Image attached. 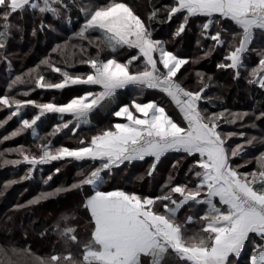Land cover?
I'll return each instance as SVG.
<instances>
[{
	"label": "snow or ice",
	"instance_id": "obj_1",
	"mask_svg": "<svg viewBox=\"0 0 264 264\" xmlns=\"http://www.w3.org/2000/svg\"><path fill=\"white\" fill-rule=\"evenodd\" d=\"M75 3L76 0H0V61H8L6 53L11 33L24 31L22 26L11 22L14 15L26 9L38 11L39 30L43 31L51 29V25L44 23L46 14L59 19ZM79 10L84 13V22L74 37L81 43L78 46L68 41L57 43L51 52L63 54L69 47L78 48V62L87 65L89 70L74 73L69 70L75 67L74 63L64 60L58 64L50 54L14 77L10 72L7 88L0 94V110L9 113L0 121V127L13 118L19 120V127L4 136L0 143L28 130L35 140L41 141L35 149L19 145L0 150V167L27 165L25 175L20 177L23 181L32 178L38 166L53 161L91 162L90 168L76 173L71 184L41 191L15 206L19 210L85 186L93 189L83 201L89 215L90 233L82 251L75 255L68 251L46 258L36 257L34 264H165L166 259L175 260L177 264H239L252 234L259 238V243L253 244L250 264H264V151L253 160L235 163V158L242 157L247 147H254L257 137H247L244 131L225 132L221 127L222 124L235 125L249 116L264 120V109L256 115L255 110L210 111L204 107V104H213L212 98L206 95L213 76L196 71L198 90L186 88L178 73L185 65L197 61L169 50V41L156 38L152 27L154 23L165 24L179 16V23L171 34L174 42L186 33L192 19L200 20V37L214 42L204 50V56H210L216 48L227 44L226 54L216 68L232 70L233 79H239L244 55L255 34L264 33V0H171V3L153 7L146 18L118 0L82 6ZM228 21L239 29L230 39L227 30L219 27ZM67 22L71 23L70 16ZM36 32L37 28L33 27L32 35ZM94 32L99 35L93 37ZM236 41L238 43H233ZM92 47L95 55L89 51ZM122 49L135 54L121 61L118 54ZM8 63L10 68V61ZM247 83L264 90V52L260 53L258 65L248 73ZM20 85L29 87L12 95ZM78 85L98 86L99 91H85L66 103L28 98L37 89L63 91ZM128 86H133L140 95L128 103H119L118 91ZM146 90H158L170 98L181 119H174L154 99L144 102ZM105 106H110L111 116L120 122H110L90 137L79 138L73 147L54 146L51 139L37 133L38 122L48 114H56L59 122L52 126L47 137H54L64 129L76 135L82 125H90V115ZM30 107L35 114L27 118L24 113ZM66 115L71 119L65 120ZM70 125L74 126L69 128ZM252 127H256L255 123ZM236 137L245 142L233 146L230 141ZM259 143L264 145V138ZM169 153L181 154L172 164L176 173L185 159H191L184 182L177 181L170 173L158 195H142L121 188L101 190L106 176L146 158L151 159L147 174L153 176L162 158ZM13 154L17 158L9 159ZM253 162L256 165L253 170H242ZM60 172L61 169L56 168L43 183L48 185L53 175ZM17 182L9 180L4 189ZM186 207L189 211L203 209V214L197 211L195 215L180 218L179 213ZM197 221L199 229L189 234L188 225ZM57 230H60L59 225ZM75 232L74 227H65L60 234L79 243ZM9 252L17 254L14 248L0 247V256L8 258ZM8 264H11L10 259Z\"/></svg>",
	"mask_w": 264,
	"mask_h": 264
},
{
	"label": "trees",
	"instance_id": "obj_2",
	"mask_svg": "<svg viewBox=\"0 0 264 264\" xmlns=\"http://www.w3.org/2000/svg\"><path fill=\"white\" fill-rule=\"evenodd\" d=\"M109 1L111 0H76L70 11L59 19L53 18L51 14H46L43 20L45 24L51 25V29L45 28L43 31L39 30L41 16L38 11L34 12L31 9H26L23 13L14 15L11 18V22L22 26L24 31L21 33L14 30L11 33L6 53L8 61H0V94H3L7 88L10 72L14 77L28 68L34 67L42 58L50 54L51 58L58 64H62L64 60H67L69 64L74 63L75 67L70 68V71L86 73L87 71L83 68L88 66L78 62L80 58L78 48L69 47L63 54L52 53L51 49L57 43L62 44L65 41H68L70 45L78 46L81 42L74 37V33L79 30L84 22V13L79 10L80 7L90 5V3L103 5L109 3ZM118 2L127 3L141 18H146L153 7L171 3V0H118ZM68 16L71 18L70 24L67 22ZM179 19V16H177L171 22L165 24L154 23L152 27L155 29L154 35L156 38L169 41V50H174L181 56L189 58L190 61H197L196 63L190 62L185 65L181 72L178 73L183 85L190 90H198L199 85L197 84L195 72H204L213 76V81L209 89L206 90V95L212 98L213 104H204V107L209 108L210 111L222 110L223 108L231 111L253 112L255 110L256 115H258L259 110L264 109V90H261L258 85H249L247 78L251 69L258 65L260 53L264 52V33L258 31L255 34L249 51L244 55V65L240 69V77L239 79H233L234 73L232 70L222 71L216 68V64L226 54L227 44L216 48L210 56H204V50L209 48L214 42L200 37V20L192 19L182 38H177L174 42L171 40V34L179 23ZM33 27L37 28L35 36L32 35ZM219 27L227 30L229 39L233 32L239 31L230 21L224 22ZM97 35H99L98 32L92 33L93 37ZM198 39L199 44L197 43ZM84 43L87 46L86 42ZM233 43H238V41ZM89 51L92 55H95L94 47L90 48ZM122 52H125L127 57L135 54L132 50L122 49L119 51V53ZM9 61L11 64L10 68ZM82 86L84 85L72 86L63 91L37 89L28 98L41 102L66 103L70 98L76 96L77 89ZM28 87L27 85L17 86L11 94L16 95L19 89L27 90ZM52 95H59V98L52 100ZM138 95H140L138 90L133 86H128L118 91L117 101L119 103H128L134 96ZM19 98L24 99L25 97L19 96ZM154 98L162 104H171L165 95L151 97L145 92L143 93L144 101ZM32 109L30 107L25 110L24 114L27 118H31L35 114V110ZM110 111V106H105L93 112L90 117L98 115L101 118L100 122L91 121L90 125H82L77 130L76 135H73L69 129H64L56 136L47 139H51L52 144L57 147L61 145L73 147L78 143L79 138L84 137L85 132L89 133L88 136H91L99 129L106 127L110 122H115L117 118L112 117ZM8 115L7 110H0V121H3ZM64 119L69 120L71 116L66 115ZM58 122L59 117L56 114L46 115L38 122V135L45 137L51 131L52 126ZM242 123H245V126L238 125ZM253 123H255L256 127H252ZM238 124H235L236 126L222 124L221 127L225 132L234 131L238 128L245 131L247 137H249L251 132L257 137L256 146H249V148L245 149L242 157L235 158V163L243 164L247 160H253L260 151H264V145L259 143V140L264 138V120H255L254 116H249ZM17 127H19L17 118L9 120L3 127H0V140ZM72 127L73 125L69 126V128ZM240 141H244V139L236 137L230 143L234 146ZM38 143H41V141L35 140L31 130H28L14 139L0 143V150L19 145L35 149V145ZM8 158L14 159L12 155L8 156ZM180 158L181 154L178 153L167 154L165 158H162V162L158 165L153 176H148L147 174V169L151 163L150 158H146L143 162H134L126 167L122 166L119 170L105 177L101 190L121 188L126 191H135L142 195H158L161 193V188L170 173L175 175L177 181L184 182V174L192 161L191 159H185L180 166L179 172L176 173L172 169V164ZM27 167L25 164H21L18 167L11 165L0 167V192H3V195H0V247L16 249L17 254L9 253L23 264H34L36 257L46 258L53 254H67L68 251H71L74 255L79 254L90 233L89 215L83 208V201L87 195L92 193L93 189L91 186H85L79 191L63 193L57 197L42 201L35 206L19 210L15 206L32 199L41 191H51L60 185L71 184L76 178V173L81 169L90 168L91 162L53 161L50 164L38 166L34 170L32 178L21 181L20 177L25 175ZM255 167L256 165L253 162L242 170L251 171ZM56 168H60L61 172L53 175L52 181L45 185L43 179L53 174ZM138 177H143V179H137ZM9 180L18 182L5 190L4 184ZM197 211H199V214H203V209L193 208L189 211L186 207L181 210L179 216L184 218L190 214L195 215ZM65 217L68 219L64 220ZM57 225H59V231L57 230ZM65 227H74L76 229L75 235L79 243L72 242L60 234ZM199 227L198 221L188 225L189 234L198 230ZM257 239L258 237L254 236L253 240L257 241ZM252 248L253 246L249 244L245 247L239 258V264H250ZM1 261L5 262V260ZM165 264H177V262L166 259Z\"/></svg>",
	"mask_w": 264,
	"mask_h": 264
},
{
	"label": "rangeland",
	"instance_id": "obj_3",
	"mask_svg": "<svg viewBox=\"0 0 264 264\" xmlns=\"http://www.w3.org/2000/svg\"><path fill=\"white\" fill-rule=\"evenodd\" d=\"M109 2H111V1H109ZM123 3H125V2H123ZM127 4V3H126ZM91 5H93V3H90V5H87V6H91ZM118 58L121 60V61H123L124 59H126L127 58V56L125 55V52H122V53H119L118 54ZM86 68V69H85ZM84 70H86V71H88L89 69H88V67H84L83 68ZM54 75H58V74H53V76ZM26 89H22V90H18L17 91V93H21V92H23V91H25ZM85 91H99V87L98 86H93V87H87V86H82L81 88H78L77 89V93H76V95H80V94H83V92H85ZM57 98H59V95H52V97H51V99L52 100H56ZM41 102V101H40ZM144 102H147V101H144ZM158 103H160V102H158ZM170 103L171 104H162V103H160L162 106H164L165 108H166V111H168L169 112V114L170 115H172L173 116V118L174 119H176L177 121H179V118H177V116H176V114H175V106L172 104V102L170 101ZM32 109V108H31ZM33 110V109H32ZM174 110V111H173ZM100 120H101V118H99L98 117V115H95V116H93V117H90V121H96V122H100ZM115 122H120V120L117 118V120L115 121ZM238 123H240V122H238ZM237 123V124H238ZM238 125H241V126H245V123H242V124H238ZM247 125V124H246ZM74 126V125H73ZM236 126V125H235ZM239 131H242V129H238V128H236L233 132H239ZM245 132V131H244ZM89 135V133H87V132H85L84 133V137H90V136H88ZM253 136H255V134L254 133H250L249 134V137H253ZM45 137L46 138H49V137H47V134L45 135ZM256 137V136H255ZM76 140V139H75ZM79 140V139H78ZM245 141H240V142H238L239 144H243ZM254 145L256 146L257 144H256V141H254ZM16 147V146H15ZM247 148H249V147H247ZM12 158H14V159H16L17 157L13 154L12 155ZM248 161V160H247ZM111 190H114V189H110V190H108V191H111ZM8 259H10L11 260V264H23V263H20L19 261H17V259L16 258H14L10 253H9V257L8 258H5L4 256H0V261L1 260H5V262H3V264H8ZM2 262V261H1Z\"/></svg>",
	"mask_w": 264,
	"mask_h": 264
},
{
	"label": "crops",
	"instance_id": "obj_4",
	"mask_svg": "<svg viewBox=\"0 0 264 264\" xmlns=\"http://www.w3.org/2000/svg\"><path fill=\"white\" fill-rule=\"evenodd\" d=\"M145 93L147 94V95H150L151 97H154L155 95L156 96H164L165 94H163V93H161L160 91H158V90H146L145 91ZM165 97H166V95H165ZM168 98V97H167ZM169 100H170V98H168ZM154 100H156L155 98H154ZM157 101V100H156ZM157 102H159V101H157ZM175 114H176V116H177V118H179V120L181 119V117H180V115H179V112H178V109H175ZM254 234H252V237H251V239L246 243V246L249 244V245H251V246H253V244L254 243H259V238L257 239V241H255V240H253V238H254ZM256 237V236H255ZM244 251V250H243Z\"/></svg>",
	"mask_w": 264,
	"mask_h": 264
}]
</instances>
